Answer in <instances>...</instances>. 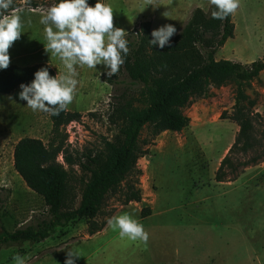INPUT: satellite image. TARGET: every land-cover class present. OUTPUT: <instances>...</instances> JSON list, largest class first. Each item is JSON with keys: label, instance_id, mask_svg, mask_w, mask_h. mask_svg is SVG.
Segmentation results:
<instances>
[{"label": "rangeland", "instance_id": "1", "mask_svg": "<svg viewBox=\"0 0 264 264\" xmlns=\"http://www.w3.org/2000/svg\"><path fill=\"white\" fill-rule=\"evenodd\" d=\"M10 1L20 8L1 21L0 68L48 64L56 71L60 91L68 89V111L82 115L62 130L65 148L74 158L94 154L105 141L120 137L122 124L110 122L111 104L127 88L105 82L117 63L118 37L151 22L154 39L170 44L190 11L208 12L212 4V0H100L92 11L74 5L52 9L53 0ZM33 2L40 7L31 9ZM8 4L0 0V15ZM232 17L234 36L216 59L242 64L264 59V0H233ZM261 74L243 90L264 123ZM237 89L230 83L194 99L185 109L188 125L179 133L152 138L148 129L143 130L139 140L143 154L137 163L141 175L134 176L142 201L122 207L116 197L108 196L94 222L108 221L102 232L90 237L89 221L78 220L57 228L41 243L0 248V264H156L176 256L175 249L192 257L214 255L217 262L264 264V162L242 168L241 156L235 153L231 159L238 171L232 174L225 168L226 182L215 181L239 131L230 119ZM49 99H36L26 89L0 94V237L48 217L43 199L15 171L14 151L24 138L45 145L56 139ZM259 129L261 133L263 128ZM57 161L68 169L63 155ZM72 171L77 207L80 179L88 175L78 166ZM143 210L150 216L142 218Z\"/></svg>", "mask_w": 264, "mask_h": 264}, {"label": "trees", "instance_id": "2", "mask_svg": "<svg viewBox=\"0 0 264 264\" xmlns=\"http://www.w3.org/2000/svg\"><path fill=\"white\" fill-rule=\"evenodd\" d=\"M3 1L9 3V7L0 15V24L7 13L20 8L10 0ZM73 5L94 11L100 6V0H53L52 9L63 10ZM29 7L37 9L40 5L33 2ZM232 8L233 0H212L208 12L195 9L182 31L167 45L154 39L151 22H142L133 31L118 37L114 50L117 63L105 82L127 88L111 104L110 122L122 124L120 137L114 142L105 141L94 154L81 158L69 154L62 130L80 120L82 115L68 111L65 99H51L50 118L56 139L45 145L39 139L24 138L14 151L15 171L26 186L43 199L48 217L36 226L13 233L3 232L0 248L41 243L57 228L82 219L89 221L88 235L92 237L108 224L105 221L94 225L108 196L116 197L122 207L141 203L139 179L134 180V176L141 175L137 163L143 154L139 149L143 130L148 129L152 138L165 132H181L188 125L187 106L194 99L207 96L211 89L230 83L238 86L230 119L239 131L216 172L215 181L226 182L225 168L232 174L238 171L231 159L235 153L241 156L242 168L264 162V153H259L264 150L263 117L254 110V102L243 90L264 72V59L250 64L216 59L218 51L234 36ZM119 75L125 79L119 80ZM56 86V72L48 64L0 68V94L10 95L18 89H26L34 98L44 99ZM259 127L263 128L261 133ZM59 155H63L68 169L57 161ZM75 166L88 175L87 179H80L83 187L77 207L71 184ZM149 212L143 210L142 218L150 216Z\"/></svg>", "mask_w": 264, "mask_h": 264}, {"label": "crops", "instance_id": "3", "mask_svg": "<svg viewBox=\"0 0 264 264\" xmlns=\"http://www.w3.org/2000/svg\"><path fill=\"white\" fill-rule=\"evenodd\" d=\"M191 13H192V11H190V15H191ZM153 32L155 33L154 27H153ZM56 75H57V73H56ZM67 93H68L67 87H65L64 89H62L60 91L59 83H58V75H57V86H56L55 90L52 92V94H50L46 98H50L49 99L50 102H51V99L53 97L65 99ZM65 101H66V99H65ZM207 238H208L207 241H209L211 237L207 236ZM186 239H187V237H186ZM175 254H176V256H174V257H170V258L164 257V259L161 260L160 263H156V264H230V263H226L224 260H221V259L218 260V262H217L216 256H214V255L211 256L210 254L209 255L206 254L205 256H202V257H200V256L192 257L190 255H186V253L181 252L178 249H175ZM136 263L140 264V262H137V261H136ZM141 264H143L142 261H141Z\"/></svg>", "mask_w": 264, "mask_h": 264}]
</instances>
